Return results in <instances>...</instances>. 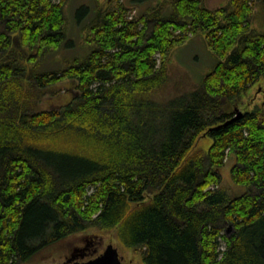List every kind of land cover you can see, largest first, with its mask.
<instances>
[{"label":"trees","instance_id":"trees-1","mask_svg":"<svg viewBox=\"0 0 264 264\" xmlns=\"http://www.w3.org/2000/svg\"><path fill=\"white\" fill-rule=\"evenodd\" d=\"M68 1L0 0V264L92 226L119 227L145 264H264V103L234 118L264 80V31L253 25L264 0H169L170 12L165 0L141 15L94 0L79 9L89 52L40 72L66 40ZM199 33L213 69L185 94L150 99L174 50ZM67 80L79 92L71 102L37 109ZM231 155L237 195L221 186Z\"/></svg>","mask_w":264,"mask_h":264},{"label":"rangeland","instance_id":"rangeland-1","mask_svg":"<svg viewBox=\"0 0 264 264\" xmlns=\"http://www.w3.org/2000/svg\"><path fill=\"white\" fill-rule=\"evenodd\" d=\"M104 1V0H103ZM109 4V0H105ZM131 8V15H141L152 8L159 6L165 0H122ZM229 0H204L206 6L216 9L226 5ZM94 5V0H69L66 5L68 18L67 37L62 47L57 51L48 52L45 59L37 64L38 71L61 69L67 59L75 56L84 57L90 49L84 41L85 33L82 32L80 20L85 13L79 14L82 6ZM171 11L169 0L164 6ZM253 19L254 27L264 31V5L257 1ZM84 15V16H82ZM217 57L208 47L205 36L199 33L193 36L186 44L176 48L172 53L169 63V81L159 89L150 92L149 98L161 102L168 101L179 95L185 94L199 86L206 74L215 64ZM31 66V65H30ZM76 84L72 80L63 81L52 86L39 100L37 109H61L73 100L76 94ZM264 103V80L254 85L241 99L237 101L238 109L252 110L256 104ZM198 147L208 148L209 139L204 138ZM235 162L233 155L228 157L225 166L220 171L222 174L221 186L230 194H241L245 188L236 184L231 178V167ZM153 194L147 195L150 200ZM119 227L110 231H103L97 226L87 228L83 232L75 233L56 243L50 244L23 264H74L76 261H87L97 257L105 251L109 244L118 248L123 264H145L140 248L127 247L118 237Z\"/></svg>","mask_w":264,"mask_h":264},{"label":"water","instance_id":"water-1","mask_svg":"<svg viewBox=\"0 0 264 264\" xmlns=\"http://www.w3.org/2000/svg\"><path fill=\"white\" fill-rule=\"evenodd\" d=\"M238 110V115H236L234 118L241 115L242 111L240 109ZM231 230V227L228 229V231ZM74 264H123L122 259L120 257L118 248L115 247L113 244H109L105 251L98 255L95 258H92L87 261H76Z\"/></svg>","mask_w":264,"mask_h":264}]
</instances>
